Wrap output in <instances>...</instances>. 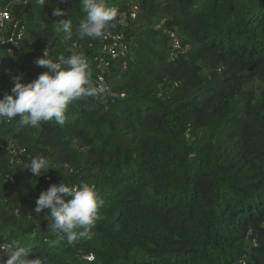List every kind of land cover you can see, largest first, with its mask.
Segmentation results:
<instances>
[{
	"label": "trees",
	"instance_id": "trees-1",
	"mask_svg": "<svg viewBox=\"0 0 264 264\" xmlns=\"http://www.w3.org/2000/svg\"><path fill=\"white\" fill-rule=\"evenodd\" d=\"M25 1L14 11L26 27L19 48L0 46V98L14 77L47 70L34 61L45 48L83 54L97 85L102 40L79 36L80 0ZM107 4L117 17L106 32L130 44L127 67L113 61L104 73L108 93L71 102L63 125L1 120L0 243L48 264H264V0ZM59 20H72L71 37L56 33ZM6 141L26 147L21 163ZM40 155L49 171L37 177L25 166ZM61 182L94 185L103 203L88 237L49 247L50 209L35 204Z\"/></svg>",
	"mask_w": 264,
	"mask_h": 264
},
{
	"label": "clouds",
	"instance_id": "clouds-1",
	"mask_svg": "<svg viewBox=\"0 0 264 264\" xmlns=\"http://www.w3.org/2000/svg\"><path fill=\"white\" fill-rule=\"evenodd\" d=\"M47 0H38L44 5ZM84 18L77 25L81 38L104 39L106 30L115 26L117 12L109 7L107 0H80ZM64 10L56 7L52 15L60 17ZM72 20H59L55 31L63 33L65 38L72 35ZM36 64L47 70L28 83L16 81L11 93L0 98V120L12 121L19 117L21 125L39 127L41 122L54 120L63 125L66 121L68 105L76 100L90 97L102 98L109 89L104 84L94 85L92 73L83 54L73 52L69 56L53 57L48 48L38 57ZM27 167L39 177L49 170V161L43 155L31 158ZM103 201L99 198L94 185L83 183L68 185L64 182L51 184L42 191L36 200L35 212L50 209L51 228L57 233L55 240L47 241L49 247H55L65 238L69 245L86 238L97 220ZM5 256L7 257L5 259ZM0 264H48L46 258H29V250L18 241L0 243Z\"/></svg>",
	"mask_w": 264,
	"mask_h": 264
},
{
	"label": "built area",
	"instance_id": "built-area-1",
	"mask_svg": "<svg viewBox=\"0 0 264 264\" xmlns=\"http://www.w3.org/2000/svg\"><path fill=\"white\" fill-rule=\"evenodd\" d=\"M25 0H11L5 5H0V46L5 45L7 51L12 53L14 51L12 46L19 45V40H21L25 35L26 27L20 23L18 19L14 16V6L16 4L25 3ZM138 13V6H134L131 11V17L136 18ZM171 41L174 49L177 51L181 47V41L175 32L170 33ZM130 53V44L126 41L123 33H114L111 31L106 32L104 39H102L99 45L98 55L96 57L97 67L101 70L98 75L97 85L104 84L109 88L108 82L105 78L104 73L112 67L113 61L124 60L123 66L127 67L126 58ZM37 58H35L36 62ZM2 126V121L0 120V129ZM12 160L21 163V156L27 154L26 147L18 146L13 143L7 146ZM50 180L49 177H47ZM253 247L259 246V241L257 238H253L251 241ZM88 259L93 261L95 259L94 254H89Z\"/></svg>",
	"mask_w": 264,
	"mask_h": 264
},
{
	"label": "rangeland",
	"instance_id": "rangeland-1",
	"mask_svg": "<svg viewBox=\"0 0 264 264\" xmlns=\"http://www.w3.org/2000/svg\"><path fill=\"white\" fill-rule=\"evenodd\" d=\"M17 8H18V6L17 5H15L14 6V11L15 10H17ZM24 11V10H23ZM22 11V12H23ZM21 12V13H22ZM6 54V48H2L1 50H0V55H5ZM6 144L8 145L9 143H8V141H6ZM6 257V256H5ZM115 264H140V263H136V262H131V261H128V260H126L125 258H119L116 262H115Z\"/></svg>",
	"mask_w": 264,
	"mask_h": 264
}]
</instances>
